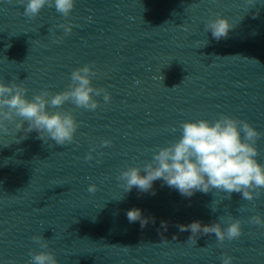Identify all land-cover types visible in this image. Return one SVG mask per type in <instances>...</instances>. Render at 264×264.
<instances>
[{
  "label": "clouds",
  "instance_id": "1",
  "mask_svg": "<svg viewBox=\"0 0 264 264\" xmlns=\"http://www.w3.org/2000/svg\"><path fill=\"white\" fill-rule=\"evenodd\" d=\"M18 2L23 5V15L34 20L46 6L54 7L57 13L67 18L71 15L76 0H18ZM252 5L253 0H246V7ZM88 19L91 21L92 18ZM235 26L227 17L217 13L214 19L206 21L205 31L211 32L212 37L220 41L227 39ZM57 27L62 28L65 35L71 34L73 29L71 23L60 24ZM49 31L55 36V29ZM96 76L95 62L87 63L71 72V82L66 90L53 93L45 88L32 98H28V89L22 82L5 83L0 80V131L8 133L10 131L8 124L14 123L16 132L25 133L16 143L26 139L27 134L32 131H37L39 138L45 143L49 140L58 146L72 143L79 127L76 117L70 111L49 109H60L66 102H71L77 108L95 111L100 106L96 97L101 95L105 104L111 103V93L106 88L93 85L92 81ZM176 87L178 86L171 89ZM25 122L27 128H24ZM180 128L182 131L180 138L169 142L167 146L153 149L150 162L142 166H128L126 170L120 172L116 179L121 182L119 186L125 192H130L135 187L142 193L150 192L155 195L153 182L162 180L184 197H191L197 191L207 194L216 190L226 193V199L229 200L233 193L242 194V198L247 201L259 198L264 191V163L257 159L260 154L257 142L264 137V133L258 131L248 120L226 114H219L215 121L207 119L184 121ZM111 144V140L104 139L100 147H109ZM95 151L96 146H93L84 159L93 160ZM142 172L145 174L142 175ZM87 191L94 194L98 191V186L92 183ZM211 208L212 211H216V207ZM127 219L130 223L139 221L141 228L145 227L149 220L154 223V218L144 217L139 208L128 210ZM220 221L227 226H222ZM243 223L245 221L242 219L228 215L226 218L219 217L218 222L209 225L193 221L177 227L181 232L190 230L191 236L188 241L194 240L195 244L198 236L215 234L217 245L222 247L225 241L231 242L243 235ZM247 223L264 228V217L254 214L248 218ZM161 226L166 229L167 225L162 222ZM175 239L173 236V240ZM31 240L41 251L30 250L31 259L25 261V264H58L55 253L47 250L49 240L41 234L33 235ZM202 250L207 251V248ZM234 259L231 255L221 254L222 264H232Z\"/></svg>",
  "mask_w": 264,
  "mask_h": 264
}]
</instances>
